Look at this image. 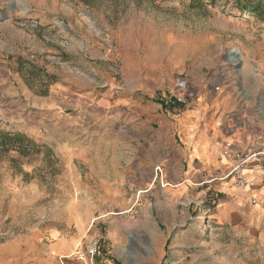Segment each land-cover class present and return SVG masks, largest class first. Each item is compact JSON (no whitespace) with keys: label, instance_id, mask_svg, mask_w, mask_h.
I'll use <instances>...</instances> for the list:
<instances>
[{"label":"rangeland","instance_id":"374dc122","mask_svg":"<svg viewBox=\"0 0 264 264\" xmlns=\"http://www.w3.org/2000/svg\"><path fill=\"white\" fill-rule=\"evenodd\" d=\"M15 1L0 6V132L33 145L0 147V264H76L51 250L94 239L84 264H264V198L225 212L202 181L177 198L163 165L147 183L140 159L158 153L132 122L142 101L186 108L164 101L184 81L191 102L202 59L264 41V0Z\"/></svg>","mask_w":264,"mask_h":264},{"label":"crops","instance_id":"0c3cea01","mask_svg":"<svg viewBox=\"0 0 264 264\" xmlns=\"http://www.w3.org/2000/svg\"><path fill=\"white\" fill-rule=\"evenodd\" d=\"M253 22L254 18L246 25ZM235 50L240 54L239 64L227 58L229 50L216 58L208 56L185 70L190 92L194 93L190 106L162 111L159 105L147 100L136 105L132 116L134 132L150 134V145L158 153L156 158L140 159L151 170L147 183L153 181L154 168L163 165L166 180L171 184L165 187L167 194L190 199L197 190L190 187L202 181L206 184L201 191L204 196L211 192L222 195L220 209L225 212L240 211L243 205H256L257 199L264 198V183L260 179L263 175L256 165L248 171L250 184L246 188L239 189L232 181L222 180L231 165L223 155L226 142L246 150L264 149V41L242 43ZM80 247L81 243L75 248L59 242L51 252L55 256L62 252L63 262L62 258H73ZM16 262L34 261L26 253ZM90 264H110V259Z\"/></svg>","mask_w":264,"mask_h":264},{"label":"built area","instance_id":"2783aa9c","mask_svg":"<svg viewBox=\"0 0 264 264\" xmlns=\"http://www.w3.org/2000/svg\"><path fill=\"white\" fill-rule=\"evenodd\" d=\"M185 90H187L186 82L180 81L178 84L179 94L166 98L164 101L165 105L173 108L178 106H189L191 102L189 96L184 94ZM222 147L224 157L231 162L227 174L222 177L223 181H232L234 186L239 189L248 187L250 184L248 171L254 165L258 167L259 172L264 176V149L257 151L246 150L231 142H226ZM99 248V241L94 239L91 241L90 247L86 253L79 250L76 251L75 260L88 263V261L94 258L99 252Z\"/></svg>","mask_w":264,"mask_h":264},{"label":"trees","instance_id":"16d2710c","mask_svg":"<svg viewBox=\"0 0 264 264\" xmlns=\"http://www.w3.org/2000/svg\"><path fill=\"white\" fill-rule=\"evenodd\" d=\"M201 1H205V0H201ZM209 1H210V4L212 5L216 3V0H209ZM16 144H18L19 147H22V148H25L29 145H33L30 140H28L21 134H10V133L8 134L5 132L3 133L0 132V147L1 148H6L9 146L16 147L17 146ZM115 264H118V263H115Z\"/></svg>","mask_w":264,"mask_h":264},{"label":"water","instance_id":"95a60500","mask_svg":"<svg viewBox=\"0 0 264 264\" xmlns=\"http://www.w3.org/2000/svg\"><path fill=\"white\" fill-rule=\"evenodd\" d=\"M234 57V61L237 62L239 64V60H240V54H238V52L236 51H231L228 55V57Z\"/></svg>","mask_w":264,"mask_h":264}]
</instances>
